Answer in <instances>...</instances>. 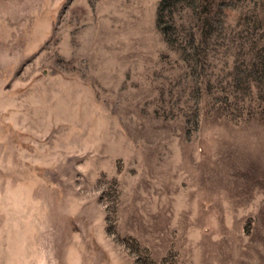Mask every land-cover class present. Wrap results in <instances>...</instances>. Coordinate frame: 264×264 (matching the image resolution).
<instances>
[{"label": "rangeland", "instance_id": "1", "mask_svg": "<svg viewBox=\"0 0 264 264\" xmlns=\"http://www.w3.org/2000/svg\"><path fill=\"white\" fill-rule=\"evenodd\" d=\"M0 264H264V0H0Z\"/></svg>", "mask_w": 264, "mask_h": 264}]
</instances>
